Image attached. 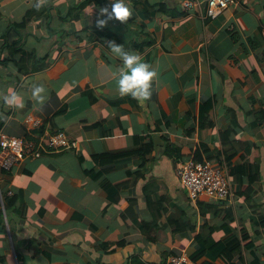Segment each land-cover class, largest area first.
Segmentation results:
<instances>
[{
  "label": "crops",
  "instance_id": "crops-1",
  "mask_svg": "<svg viewBox=\"0 0 264 264\" xmlns=\"http://www.w3.org/2000/svg\"><path fill=\"white\" fill-rule=\"evenodd\" d=\"M138 1L145 0H125L126 20L97 27L98 14L107 15L99 9L113 0H0L1 59L16 43L46 64L32 71L35 62L20 50L0 61V131L25 138L26 130L64 131L73 143L0 167V264H167L172 255L191 257L203 237L220 241L225 222L241 240L229 264H264V221L252 222L264 216V0H235L215 16L205 11L208 0L192 10L183 0H147L156 13L144 27ZM95 30L114 36L90 37ZM109 41L155 70L148 99L119 94L112 73L123 61ZM36 84L42 102L32 95ZM12 91L19 105L5 102ZM142 137L154 144L144 164ZM130 148L126 160H98ZM233 152L232 164L250 166L241 194L230 174L231 199L192 201L176 164L212 155L230 173L225 156ZM103 180L122 186L116 201ZM3 191L21 197L26 215L6 210Z\"/></svg>",
  "mask_w": 264,
  "mask_h": 264
},
{
  "label": "built area",
  "instance_id": "built-area-1",
  "mask_svg": "<svg viewBox=\"0 0 264 264\" xmlns=\"http://www.w3.org/2000/svg\"><path fill=\"white\" fill-rule=\"evenodd\" d=\"M235 0H208L206 10L208 15L215 16L221 8ZM202 0H183L184 10L195 7L203 8ZM32 126L37 125L36 119L26 120ZM47 146L51 150H64L73 143L64 131L46 133L37 137L25 138L0 131V167L11 170L28 157H38ZM176 173L181 179L190 199L194 202L201 200H228L233 197L232 178L226 165L215 167L209 160L189 158L176 164ZM167 264H198L186 253L170 256Z\"/></svg>",
  "mask_w": 264,
  "mask_h": 264
},
{
  "label": "trees",
  "instance_id": "trees-1",
  "mask_svg": "<svg viewBox=\"0 0 264 264\" xmlns=\"http://www.w3.org/2000/svg\"><path fill=\"white\" fill-rule=\"evenodd\" d=\"M87 5V1H83L75 6H73L72 8H70L69 10V14L70 16H78L81 11L84 9V7ZM136 5L138 6V14L140 15L142 21H141V25L142 27H144L148 21L151 20V18L155 15L156 10L154 9V6L152 5V3H150L149 1L145 0V1H138L136 2ZM161 10L168 12L169 9H167L165 6H161ZM27 22H24V26L26 25ZM104 35H108V36H114V34L108 30H95L90 32V37L92 38H99V37H103ZM9 53L10 56L8 57L7 60H2L1 56H0V61L2 63H7L10 60L14 59L13 58V54L15 51L20 50V52L24 55V57H26L27 62L32 61L35 62L36 65H34V67L31 69L32 71H36L39 69H42L46 64L42 63L44 58L39 57L35 52H28L24 49H21L20 47H17L16 43H10L9 45ZM36 61L39 62L40 65H37ZM19 70L25 69L26 68V63H17ZM209 108V107H207ZM208 112V110L206 109H202V118L204 117V115ZM3 120H0V128L3 124ZM32 133L34 134H40L42 133V131L38 130V129H34L32 131ZM25 136L27 138H31L32 135L31 133H29L26 130V134ZM141 158H142V164H144L148 158L149 155L152 153V150L154 148V144L153 142H145L144 141V137H142V144H141ZM132 152H133V148L130 149H126V150H121L119 152L113 153V154H109V155H105L102 157H98V160H104V159H113L115 161H119V160H126L128 158H130L132 156ZM236 152L233 153H227V155L225 156L226 162L230 167V174L232 175V177H236V181L238 182V186L236 185L235 187L238 188V190L236 189L235 192L236 193H240L241 194V190L239 189L240 185H241V178L243 176V174H248L250 172V166L248 164L242 165V166H238V165H234L232 164V158L235 155ZM209 160H211L214 164L215 167H220V164H216L217 163V159H214V157L212 155H209L208 158ZM92 177L95 179H99L101 177L102 174H100V172L91 173ZM102 184V188L105 192H108V194L110 193L111 189L113 188V190L115 189L116 194L113 196L111 195V198L116 201L119 197V191L121 189L122 186L120 185H113L110 182L103 180L101 182ZM235 185V184H234ZM21 197L18 194H8L7 191H3V202H4V206L6 208V210H12L13 212L17 213L18 215L24 216L26 215V211H27V207L26 205L23 203H21ZM22 204V205H21ZM263 207V206H262ZM264 208V207H263ZM264 214H262L263 216ZM226 218H232L231 212L229 209L226 210V214L224 215ZM261 221H264V216L263 218H261L259 216V214H256L255 216L252 217V222L255 223H260ZM222 228L225 231V234L223 235V237L221 238L220 241H215L213 238L209 237H203L200 239V248L199 250H197L196 252H194L193 254H191V257H193V259L195 261H197L199 264H229V261L227 260V257H231L233 254L241 251V240L238 237V235L236 234L235 229L227 222L223 223ZM253 247L252 243H248L246 244V248H251ZM253 264H259V262L254 261Z\"/></svg>",
  "mask_w": 264,
  "mask_h": 264
},
{
  "label": "clouds",
  "instance_id": "clouds-1",
  "mask_svg": "<svg viewBox=\"0 0 264 264\" xmlns=\"http://www.w3.org/2000/svg\"><path fill=\"white\" fill-rule=\"evenodd\" d=\"M36 7H40V2L36 4ZM99 13L107 14L103 18L98 14L96 19V26L103 27L108 19L126 20L130 15V9L125 0H113L110 10L107 6L101 7ZM121 45L114 41H109L111 51L122 58L123 61L122 66L112 73L116 77L115 83L118 92L120 95H131L138 101L146 100L151 96V81L155 76V70L138 54L124 50ZM44 91L43 85L36 84L32 86V95L38 102H42L45 99L42 95ZM4 100L9 105H19L21 103L20 97L15 91L5 95Z\"/></svg>",
  "mask_w": 264,
  "mask_h": 264
}]
</instances>
